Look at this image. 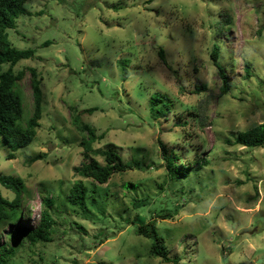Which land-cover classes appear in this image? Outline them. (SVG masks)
Instances as JSON below:
<instances>
[{
    "label": "rangeland",
    "instance_id": "374dc122",
    "mask_svg": "<svg viewBox=\"0 0 264 264\" xmlns=\"http://www.w3.org/2000/svg\"><path fill=\"white\" fill-rule=\"evenodd\" d=\"M24 9L8 36L14 47L35 50L14 70H25L18 83L25 120L33 108L27 69L39 71L43 117L23 149L12 152L0 138V175L26 185L23 203L31 215L23 223L39 225L50 194L56 225L53 242L25 241L9 264H171L151 255V241L135 232L139 224L119 218H135L133 195L150 198L140 210L148 221L179 206L174 218L155 220L180 264H264V147L226 142L264 123V0H27ZM214 44L231 85L224 96L210 58ZM72 108L104 134L89 156L105 164L102 154L112 146L139 167L115 173L103 186L76 176L87 134L72 125ZM153 109L165 114L154 117ZM164 150L185 163L196 156L187 150H197L196 159L211 163L197 174L195 163L186 181L171 182ZM37 154L44 159L28 164ZM76 180L97 199L90 215L65 203ZM129 184L136 189L124 188ZM16 227L6 226L3 240Z\"/></svg>",
    "mask_w": 264,
    "mask_h": 264
},
{
    "label": "trees",
    "instance_id": "16d2710c",
    "mask_svg": "<svg viewBox=\"0 0 264 264\" xmlns=\"http://www.w3.org/2000/svg\"><path fill=\"white\" fill-rule=\"evenodd\" d=\"M27 0H0V138L4 140L9 149L12 152H16L30 145L37 136V131L40 128V121L43 117V91L42 82L43 78L39 74L36 68L29 67L31 75V85L33 91V108L31 116L24 119V103L22 95L18 90V83H20L25 77V70L15 72V66L22 60H27L35 55V50L26 49L21 50L14 47L9 39L8 30L15 29L17 27V21L24 13V5ZM46 42L44 45H48ZM159 55L162 60L167 64L165 59V51L159 50ZM210 58L218 70V75L221 78L222 86L221 96L228 94L231 90L229 77L227 70L223 64L220 63L221 47L218 44H214ZM7 66L6 69L4 67ZM249 69V65H247ZM124 70V69H123ZM247 77H250V73H247ZM203 90L207 87L201 86ZM201 89L197 87L196 93H199ZM74 114L72 116V125L76 130L80 131L84 135L81 146L84 147V161L73 168L74 174L85 179H90L91 184L95 186H103L110 182L112 176L117 172H125L127 170L137 169L139 165L124 162L123 157L118 154L112 146H109L102 154L105 159V164H102L96 158L89 156V153L93 151V144L104 138V134L97 135L96 129L85 123L82 120V114L78 113L77 108H72ZM97 108L86 109L84 114H92ZM152 115L159 116L164 115L165 111L157 110ZM155 113V114H154ZM196 116L198 113L196 112ZM226 142L229 145L241 146L245 148H259L264 147V123L256 125L255 127L239 132L232 143V140L227 139ZM196 154L194 161L184 162L180 155L169 153L164 150L165 157L167 159V168L169 169V180L171 182H183L186 181L191 175V168L196 163L197 167L194 172L201 173L207 166L210 165V160L206 157L198 156L197 150H187L188 155L191 153ZM171 154L173 156H171ZM13 153L9 155V159L14 158ZM45 154H37L31 157L27 163L33 164L38 160L44 159ZM193 172V173H194ZM75 179H78L77 177ZM89 180V181H90ZM0 184L6 189L14 193L15 198L10 200L6 198L0 189V264H9L10 260L15 257L17 251L23 245L25 241H28L31 245H35L38 242L51 243L53 242L52 235L56 222L53 219L52 210L55 207L54 197H43V210L41 212V218L39 225L31 227L26 223H23L25 216H30L31 212L26 209V205L23 203V198L26 193V185L24 181L19 177L2 176L0 175ZM163 187V186H162ZM161 187V188H162ZM124 188L130 190L136 189L133 184L125 185ZM42 192H48L43 184L40 185ZM163 189V188H162ZM164 190V189H163ZM92 192H96V189H92ZM177 193H183L179 190ZM43 194V193H42ZM67 196V195H66ZM105 200V197L103 198ZM132 202L134 209L137 210L135 218L131 220L130 217L119 218L125 224L137 223L139 226L136 228V234L140 235L151 241L150 253L152 256L161 258L165 263L180 264L178 258H171L170 251L167 248L166 240L160 234L156 218L168 219L174 218L178 214L179 206H175L174 210H162L157 213L155 218L150 221L146 217L141 215V209L150 205V198L145 196L140 199L138 196H132ZM65 203L68 207L73 209L74 213H80L82 211L85 216L90 215L88 205H96L97 199L94 196L90 197V190L86 183L81 180H76L70 189L69 195L65 197ZM65 204V206H66ZM103 206V205H102ZM104 210V209H103ZM102 214L104 211H101ZM106 218V217H105ZM15 224L17 227L9 234L8 241L3 240V236L6 234V226ZM79 230L86 232V229L75 223Z\"/></svg>",
    "mask_w": 264,
    "mask_h": 264
}]
</instances>
